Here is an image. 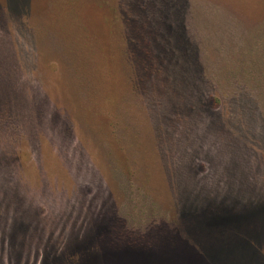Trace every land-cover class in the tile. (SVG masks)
Masks as SVG:
<instances>
[{
	"label": "rangeland",
	"instance_id": "1",
	"mask_svg": "<svg viewBox=\"0 0 264 264\" xmlns=\"http://www.w3.org/2000/svg\"><path fill=\"white\" fill-rule=\"evenodd\" d=\"M65 1L0 0V264H264V0Z\"/></svg>",
	"mask_w": 264,
	"mask_h": 264
},
{
	"label": "trees",
	"instance_id": "2",
	"mask_svg": "<svg viewBox=\"0 0 264 264\" xmlns=\"http://www.w3.org/2000/svg\"><path fill=\"white\" fill-rule=\"evenodd\" d=\"M77 2H78V0H66L64 2V10H63V12H67L68 10L74 8L75 5L77 4ZM78 5L79 4H77L76 6H78ZM78 9H80V8H78ZM130 9L131 10L134 9V6L130 5ZM78 16L79 17L76 18V19L71 18L69 20V18H68V21H65L66 29H67V31H69L68 34L70 36V40H72V39L76 40V37L78 38V36H77L78 28H80V24L85 21V19L83 18L82 15L79 14ZM133 27H134L135 33H137L139 31V25H135ZM73 56H74V52H73ZM45 59H47L48 62H50L48 58L45 57ZM49 65H51V64H48V66ZM49 67H52V66H49ZM21 103H25V102L21 101ZM17 159L18 158L15 155H11L10 152H8V149L0 150V168L5 163L9 162L10 164H12ZM8 224H9V222H8Z\"/></svg>",
	"mask_w": 264,
	"mask_h": 264
}]
</instances>
